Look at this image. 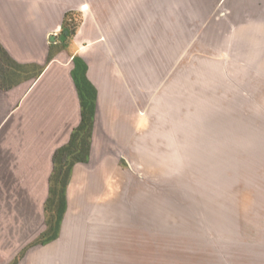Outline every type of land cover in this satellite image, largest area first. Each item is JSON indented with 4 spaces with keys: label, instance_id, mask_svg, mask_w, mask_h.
I'll use <instances>...</instances> for the list:
<instances>
[{
    "label": "rangeland",
    "instance_id": "rangeland-1",
    "mask_svg": "<svg viewBox=\"0 0 264 264\" xmlns=\"http://www.w3.org/2000/svg\"><path fill=\"white\" fill-rule=\"evenodd\" d=\"M242 1L213 0L210 26L171 69L149 47L126 62L135 132L111 143L95 133L91 162L102 166L88 167L107 176L112 204L107 189L97 202L73 186L63 216L61 203L50 219L53 150L68 130L47 133V111L32 109L28 84L0 96V264H264V151L254 161L249 149L254 129L264 142V117L255 114L264 110V74L240 40L246 30L230 29ZM253 1L264 11V0ZM68 107L66 127L77 119L74 102ZM87 179L94 189L101 181Z\"/></svg>",
    "mask_w": 264,
    "mask_h": 264
},
{
    "label": "crops",
    "instance_id": "crops-1",
    "mask_svg": "<svg viewBox=\"0 0 264 264\" xmlns=\"http://www.w3.org/2000/svg\"><path fill=\"white\" fill-rule=\"evenodd\" d=\"M240 4L241 10H236L230 29L236 31L240 28L242 33L246 30L240 40L245 38L250 51L255 54L256 67L252 66V69L260 70L263 75L264 61L259 65L257 60L260 54L264 56V11L256 13L253 0H244ZM213 5V0H0L1 46L16 63L30 66L38 73V76L9 90L0 89V96L10 97L24 84L31 87L29 96L32 99L29 98V102L32 109L35 112L47 111L44 117L48 120L47 125L52 127L47 133L65 135L68 130L65 140L53 152L67 144L73 129L81 122L83 108L77 84L82 83L85 77L96 90L89 153L84 162L76 163L72 168L66 203L73 186L84 192L81 197L86 198L90 193L97 202L107 189V176L100 173L102 164L91 162L93 135H107L111 143L116 137L129 140L135 132L133 120L136 119L138 105L130 84L128 70L131 67H127L126 62L138 60L137 55L147 52L149 47L151 54H165L167 65L161 68L171 69L172 64L178 61L179 49L185 48L196 33L204 32L210 26ZM236 5L239 7L238 3ZM79 10L84 13L80 14ZM68 11L81 15L77 31L74 35L70 34L64 43L50 42V35L60 31L64 14ZM226 15L227 11L220 13V23ZM258 19L262 20L261 29L254 25ZM205 35L208 37L210 32ZM120 54L122 73L118 71L119 66L117 68L113 63V60L119 61ZM107 65L112 67L111 73H108ZM69 102H74L76 106L77 119L73 125L66 127L62 124V109L67 112ZM258 110L256 117H264V110L261 113ZM53 118L59 120L58 124L52 121ZM43 127L47 126L43 124ZM252 139L249 149L255 161L254 151L257 155L259 150L264 151V142L258 140L255 129ZM107 155L112 157L113 154L107 152ZM90 163L100 166L97 169L91 166L89 171ZM95 176L101 181L95 189L89 188L87 178ZM106 195L110 202L117 196L109 189ZM109 203L104 202L107 207L111 206ZM100 212L99 208L95 209V214Z\"/></svg>",
    "mask_w": 264,
    "mask_h": 264
},
{
    "label": "trees",
    "instance_id": "trees-1",
    "mask_svg": "<svg viewBox=\"0 0 264 264\" xmlns=\"http://www.w3.org/2000/svg\"><path fill=\"white\" fill-rule=\"evenodd\" d=\"M80 14L68 11L64 14L61 28L74 35L81 23ZM38 76L30 66L16 63L0 44V89L9 90L16 85ZM76 78V77H75ZM82 104V119L73 129L69 141L56 149L52 156V172L49 178V198L44 204L45 214L51 219V210L62 203V216L66 208V188L76 163L84 162L89 153L90 129L94 112L96 90L83 78L77 84ZM58 202H57V201ZM48 203V204H47ZM55 204V205H53Z\"/></svg>",
    "mask_w": 264,
    "mask_h": 264
},
{
    "label": "water",
    "instance_id": "water-1",
    "mask_svg": "<svg viewBox=\"0 0 264 264\" xmlns=\"http://www.w3.org/2000/svg\"><path fill=\"white\" fill-rule=\"evenodd\" d=\"M70 35V31L69 30H63L62 34L59 36V40L61 42H65V40L67 39V37ZM50 42H55L56 40V36L55 35H50Z\"/></svg>",
    "mask_w": 264,
    "mask_h": 264
},
{
    "label": "flooded vegetation",
    "instance_id": "flooded-vegetation-1",
    "mask_svg": "<svg viewBox=\"0 0 264 264\" xmlns=\"http://www.w3.org/2000/svg\"><path fill=\"white\" fill-rule=\"evenodd\" d=\"M63 30L61 29V32H62ZM62 34V33H61ZM52 35H54V34H52ZM56 36V40H55V42L57 41V44H60V43H62L58 38H59V34H56L55 35ZM64 43V42H63ZM80 84H82V83H80Z\"/></svg>",
    "mask_w": 264,
    "mask_h": 264
},
{
    "label": "built area",
    "instance_id": "built-area-1",
    "mask_svg": "<svg viewBox=\"0 0 264 264\" xmlns=\"http://www.w3.org/2000/svg\"><path fill=\"white\" fill-rule=\"evenodd\" d=\"M56 34H58V33H54V35H56Z\"/></svg>",
    "mask_w": 264,
    "mask_h": 264
},
{
    "label": "bare ground",
    "instance_id": "bare-ground-1",
    "mask_svg": "<svg viewBox=\"0 0 264 264\" xmlns=\"http://www.w3.org/2000/svg\"><path fill=\"white\" fill-rule=\"evenodd\" d=\"M85 9V8H84Z\"/></svg>",
    "mask_w": 264,
    "mask_h": 264
}]
</instances>
